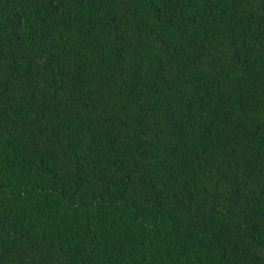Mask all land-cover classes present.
<instances>
[{"label": "trees", "instance_id": "1", "mask_svg": "<svg viewBox=\"0 0 264 264\" xmlns=\"http://www.w3.org/2000/svg\"><path fill=\"white\" fill-rule=\"evenodd\" d=\"M0 264H264V0H0Z\"/></svg>", "mask_w": 264, "mask_h": 264}]
</instances>
